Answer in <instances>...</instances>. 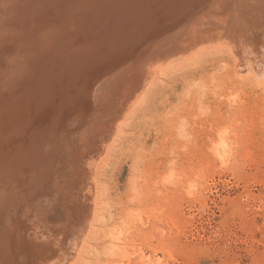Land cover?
I'll return each instance as SVG.
<instances>
[{
	"label": "bare ground",
	"instance_id": "bare-ground-1",
	"mask_svg": "<svg viewBox=\"0 0 264 264\" xmlns=\"http://www.w3.org/2000/svg\"><path fill=\"white\" fill-rule=\"evenodd\" d=\"M211 56L264 83V0H0V264L81 256L131 119Z\"/></svg>",
	"mask_w": 264,
	"mask_h": 264
},
{
	"label": "rangeland",
	"instance_id": "rangeland-1",
	"mask_svg": "<svg viewBox=\"0 0 264 264\" xmlns=\"http://www.w3.org/2000/svg\"><path fill=\"white\" fill-rule=\"evenodd\" d=\"M219 60L131 119L72 264H264V83ZM220 134L226 167L212 151Z\"/></svg>",
	"mask_w": 264,
	"mask_h": 264
}]
</instances>
